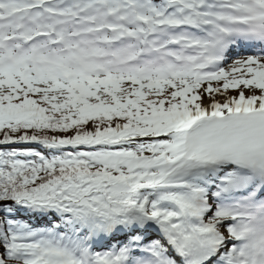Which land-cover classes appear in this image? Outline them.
I'll list each match as a JSON object with an SVG mask.
<instances>
[{
    "label": "snow or ice",
    "instance_id": "6c2138e0",
    "mask_svg": "<svg viewBox=\"0 0 264 264\" xmlns=\"http://www.w3.org/2000/svg\"><path fill=\"white\" fill-rule=\"evenodd\" d=\"M0 264H264V0H0Z\"/></svg>",
    "mask_w": 264,
    "mask_h": 264
}]
</instances>
